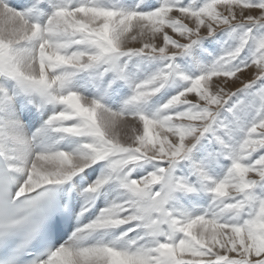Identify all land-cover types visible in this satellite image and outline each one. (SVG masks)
I'll use <instances>...</instances> for the list:
<instances>
[{
    "label": "snow or ice",
    "instance_id": "1",
    "mask_svg": "<svg viewBox=\"0 0 264 264\" xmlns=\"http://www.w3.org/2000/svg\"><path fill=\"white\" fill-rule=\"evenodd\" d=\"M0 264H264V0H0Z\"/></svg>",
    "mask_w": 264,
    "mask_h": 264
},
{
    "label": "rangeland",
    "instance_id": "2",
    "mask_svg": "<svg viewBox=\"0 0 264 264\" xmlns=\"http://www.w3.org/2000/svg\"><path fill=\"white\" fill-rule=\"evenodd\" d=\"M247 75H248V72H245V73H244V76H243L244 79H249V78H251V76H250L251 74L249 75V77H247ZM236 85H237V86H236ZM235 86H236V87H239V86H240L239 82H237L235 85H232V86H231L233 90L236 88Z\"/></svg>",
    "mask_w": 264,
    "mask_h": 264
},
{
    "label": "bare ground",
    "instance_id": "3",
    "mask_svg": "<svg viewBox=\"0 0 264 264\" xmlns=\"http://www.w3.org/2000/svg\"><path fill=\"white\" fill-rule=\"evenodd\" d=\"M246 72H247V71H246ZM250 74H251V72H248V75H247V77H249V75H250ZM250 76H251V75H250ZM243 79H244V77H243ZM236 86H237V85H236ZM236 86H235V87H236Z\"/></svg>",
    "mask_w": 264,
    "mask_h": 264
}]
</instances>
